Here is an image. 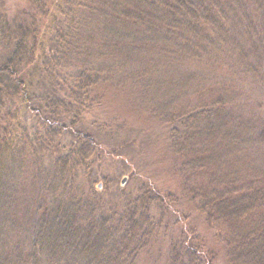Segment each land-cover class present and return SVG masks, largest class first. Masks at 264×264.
<instances>
[{
    "label": "trees",
    "instance_id": "16d2710c",
    "mask_svg": "<svg viewBox=\"0 0 264 264\" xmlns=\"http://www.w3.org/2000/svg\"><path fill=\"white\" fill-rule=\"evenodd\" d=\"M31 4L29 25L3 29L23 53L0 65V264H148L155 222L139 203L108 206L89 175L107 143L73 126L98 97L140 98L164 131L174 192L213 232L208 263L264 264V124L235 115L232 83L195 67L257 77L264 0H57L44 26ZM192 80L208 84L204 101L175 105Z\"/></svg>",
    "mask_w": 264,
    "mask_h": 264
},
{
    "label": "rangeland",
    "instance_id": "374dc122",
    "mask_svg": "<svg viewBox=\"0 0 264 264\" xmlns=\"http://www.w3.org/2000/svg\"><path fill=\"white\" fill-rule=\"evenodd\" d=\"M31 1L0 0V65L5 64L15 51L23 53L22 45H17L3 29L11 31L13 35L16 20L29 25L32 20L25 11L30 9ZM56 2L57 0H39V9L32 10L43 26L46 22H51ZM26 50L28 51L27 48ZM32 64L31 62L26 66L31 67ZM14 65L17 66L16 62ZM195 67L203 70L200 73L219 75L225 78L226 83H232L227 86L228 102L233 106L235 115L251 120L258 127L264 124V65L259 68L255 78L238 71L231 75L235 79L227 76L220 67L206 69L204 65L205 70L200 66ZM46 82L49 84L48 80ZM181 88V83L177 82L175 105H195L198 101H204L200 100L198 94L206 96L208 84L203 81L197 84L192 80L187 83L184 93ZM98 98L101 99L100 106L81 109V117L73 126L87 132H99L100 138L107 143L109 155L104 154L101 162L93 165L89 175L92 185L100 191V196L108 206H115L114 211H118V207L134 210L139 203L143 212L146 210L147 215L143 216H148L149 220L155 222L154 225L150 222L151 227L148 226L150 228L147 227L144 234L151 228L153 232L141 238L142 241H147V249L140 253L141 262L212 264L208 263L207 258L213 232L203 224V215L179 198L180 195L184 198L182 194L174 192L177 185L167 176L168 157L163 153L165 143L162 128L147 117L140 98L139 103L134 107L130 106L131 108L125 107L121 100L106 101L105 98ZM91 99L92 97L86 103ZM3 100L2 111L8 110L7 107L13 111L18 104L15 97ZM19 114L23 117L22 111ZM54 142H58L57 139ZM99 175L101 177L96 179ZM215 260L213 264H226L221 253Z\"/></svg>",
    "mask_w": 264,
    "mask_h": 264
},
{
    "label": "water",
    "instance_id": "95a60500",
    "mask_svg": "<svg viewBox=\"0 0 264 264\" xmlns=\"http://www.w3.org/2000/svg\"><path fill=\"white\" fill-rule=\"evenodd\" d=\"M124 179H125V178H123L122 183L124 182Z\"/></svg>",
    "mask_w": 264,
    "mask_h": 264
}]
</instances>
